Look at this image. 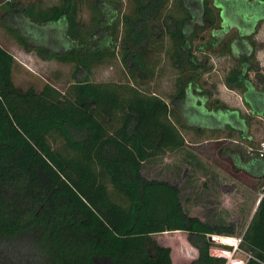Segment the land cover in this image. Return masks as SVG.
Listing matches in <instances>:
<instances>
[{
  "label": "trees",
  "instance_id": "trees-1",
  "mask_svg": "<svg viewBox=\"0 0 264 264\" xmlns=\"http://www.w3.org/2000/svg\"><path fill=\"white\" fill-rule=\"evenodd\" d=\"M246 1L264 2L0 0L4 36L72 67L63 87L19 86L0 42V264H172L157 236L176 231L198 251L191 264H227L209 237L235 227L188 215L176 185L143 176L146 162L193 145L263 188L233 259L264 264V156L252 132L264 123V16L245 19ZM213 57L230 59L223 83L247 111L216 98ZM116 64V81H93Z\"/></svg>",
  "mask_w": 264,
  "mask_h": 264
},
{
  "label": "rangeland",
  "instance_id": "rangeland-1",
  "mask_svg": "<svg viewBox=\"0 0 264 264\" xmlns=\"http://www.w3.org/2000/svg\"><path fill=\"white\" fill-rule=\"evenodd\" d=\"M56 1L50 0V2ZM258 3L253 4L248 1L244 3L245 19L249 16L252 21H255L257 17L264 16V2ZM4 35V31L0 30V42L15 56L19 65L15 71L17 85L22 87L32 84L41 86L45 80L52 79L59 87H63L70 82L72 69L70 65L56 61H42L35 55L26 54L14 40ZM256 39L261 48L258 52V59L264 68V23L260 26ZM212 64L213 72L207 78L215 90L216 98L225 102L230 108L247 111L239 93L228 90L223 83L224 76L231 67L230 59L213 57ZM119 73V64L100 66L94 71L93 81H116L119 78ZM58 76L59 79H57ZM169 81V75L159 80V92L170 89ZM252 124V132L256 135V142L259 144L264 141V123L255 120ZM188 139L194 142L195 137L191 135ZM194 146L198 145L189 146L146 162L143 167V176L147 179L167 181L176 185L181 190V201L188 215L197 216L211 225H233L236 229L234 237H241L255 214L262 198L263 188H260L254 180L245 182L235 180L207 160L199 153V148ZM180 234L182 235L157 236L162 244L172 247L174 264L179 262V254L186 249L187 242L189 243L188 238L187 242L185 240L187 235ZM221 246L217 244L216 248L219 247L218 249L222 250ZM190 251L192 250L190 249ZM224 252H227L226 254L231 260L233 251ZM180 257H184V264H189L195 254L189 253L180 255ZM229 259H227L228 263Z\"/></svg>",
  "mask_w": 264,
  "mask_h": 264
},
{
  "label": "built area",
  "instance_id": "built-area-1",
  "mask_svg": "<svg viewBox=\"0 0 264 264\" xmlns=\"http://www.w3.org/2000/svg\"><path fill=\"white\" fill-rule=\"evenodd\" d=\"M260 153L261 156H264V141L261 142L260 144ZM212 238V242L215 243L216 245H222V246H228L231 247L233 250V254H232V259L230 260L229 258V263L227 264H245V262L243 260H238V259H233L234 254L240 251V244H241V237H234V236H223V235H213L211 236ZM219 247H217L216 249H213L214 251V256H220L222 257V255H224L223 253H227L224 252L223 250H219ZM244 255L248 258H252L253 255L251 253H244Z\"/></svg>",
  "mask_w": 264,
  "mask_h": 264
},
{
  "label": "crops",
  "instance_id": "crops-1",
  "mask_svg": "<svg viewBox=\"0 0 264 264\" xmlns=\"http://www.w3.org/2000/svg\"><path fill=\"white\" fill-rule=\"evenodd\" d=\"M258 204H259V203H258ZM180 233H185V232L176 231V232H172V233H164V234H162V235H165V236H169L170 234L182 235V234H180ZM185 234L187 235L186 238H185V240H186V242H187L188 234H187V233H185ZM175 235H174V236H175ZM183 238H184V237H183ZM160 243L162 244V242H160ZM162 245L165 246V247H170L169 245H164V244H162ZM181 247H182V246H181ZM188 247H189V248H188ZM170 248H171V250H172V264H174V263H175L174 258H173L174 251H173L172 247H170ZM190 249H191L192 251L189 252ZM189 253H190V254H195V257L192 258L191 261H190V263H189V264H191L192 261H194V260H196V259L198 258V251H197L194 247H192L190 243L187 242V247H186V249L183 250V252H181V253L179 254V256H178L179 262H178L177 264H184V257H180V255H185V254H189ZM179 257H180V258H179Z\"/></svg>",
  "mask_w": 264,
  "mask_h": 264
},
{
  "label": "water",
  "instance_id": "water-1",
  "mask_svg": "<svg viewBox=\"0 0 264 264\" xmlns=\"http://www.w3.org/2000/svg\"><path fill=\"white\" fill-rule=\"evenodd\" d=\"M258 205H259V204H258ZM209 241H210V242H212V241H213L211 237H209ZM213 254H214V251H213V250H211V255H213Z\"/></svg>",
  "mask_w": 264,
  "mask_h": 264
}]
</instances>
